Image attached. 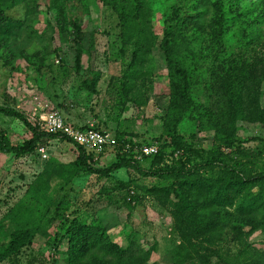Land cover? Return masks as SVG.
<instances>
[{
  "label": "rangeland",
  "instance_id": "rangeland-1",
  "mask_svg": "<svg viewBox=\"0 0 264 264\" xmlns=\"http://www.w3.org/2000/svg\"><path fill=\"white\" fill-rule=\"evenodd\" d=\"M0 9V105L32 128L55 113L130 142L144 169L219 176L221 166L211 174L203 164L222 154L243 176L264 173V0H0ZM0 127L11 145L31 138L16 118L0 114ZM151 144L161 158L136 154ZM40 145L45 159L0 151V264H178L177 246L192 254L181 264H264L257 220L198 238L179 229L199 195L180 178L132 165L107 172L111 149L93 163L97 173H84L72 166L73 144ZM73 221L90 225L79 254L64 237L50 256L46 235H65ZM35 224L32 246L7 247Z\"/></svg>",
  "mask_w": 264,
  "mask_h": 264
},
{
  "label": "trees",
  "instance_id": "trees-1",
  "mask_svg": "<svg viewBox=\"0 0 264 264\" xmlns=\"http://www.w3.org/2000/svg\"><path fill=\"white\" fill-rule=\"evenodd\" d=\"M5 20H8V18L0 9V24H3ZM79 59L80 58L78 57V61ZM176 69L182 74V79L184 81L183 87L186 89L188 86L187 72L183 68L180 69L177 67ZM0 114L18 119L31 132L30 139L24 141L22 144L11 145L7 139L5 130L0 127V151L17 155H29L41 146L40 141L42 138L57 139L59 141L71 143L76 148L77 156L72 162L74 169L84 173L98 172V170L92 168L93 163L95 164L98 162H93L92 155L87 154L83 147L64 136L46 134L37 131L27 123L19 112L6 106L0 105ZM114 138L116 143L111 150H115L117 161L107 169V172L132 165L145 177L158 179L176 177L181 180L178 185L179 188L187 185L189 188H196V192L199 194L196 197V203L189 211L184 212V217H181L178 220V227L180 230L185 229L187 231L190 229L196 231V238H198L206 234L217 232L221 230L229 220H234L242 216L252 222L257 220L259 223L256 222L254 226L257 224H264V173H260L254 177L243 176L235 171V169L227 166L225 157L222 154L219 159H208L203 164L206 171H210L211 174L214 172L215 168L221 166L223 172L219 176L207 175V173H203L198 167H196V171L193 168L184 170L172 167L144 169L136 163V161H138L136 157L132 159L128 156L127 152L131 150V147L129 146L130 142L120 140L116 136H114ZM106 151L107 149L105 152ZM118 153L121 155L118 156ZM136 154L140 155V148ZM142 157L161 158L162 152L161 150H157V153L154 155ZM254 188H257L258 192L253 193L252 190ZM174 193L178 198L177 201L181 200L182 194L177 191ZM178 203L175 205V208L180 211ZM220 208L231 211H225V214H223L219 212ZM37 226L38 224L31 225L27 232L17 233L11 239L7 247L14 249L19 245L32 246L33 234L36 231ZM89 226L90 225H86L83 221H73V223L63 231L65 235L61 234V229H57L52 235H46L49 239L45 241V246L46 249L52 252L50 256L59 253V247L64 237H67V243L72 247V251L75 253L74 255L77 256L79 254V245L82 244V242H85L87 235L90 232ZM174 251L182 256L181 259L177 260L178 264H181L182 261L190 260L192 257V254H190L183 246H177ZM39 255L40 259L44 260V255L40 253ZM197 258L200 260L204 259L203 256L198 255V252H196V259ZM236 263L235 260L229 261V264Z\"/></svg>",
  "mask_w": 264,
  "mask_h": 264
},
{
  "label": "built area",
  "instance_id": "built-area-1",
  "mask_svg": "<svg viewBox=\"0 0 264 264\" xmlns=\"http://www.w3.org/2000/svg\"><path fill=\"white\" fill-rule=\"evenodd\" d=\"M38 130L46 134L66 137L83 147L87 154H91L93 162L100 161L101 155L104 154L105 150L112 149L116 143L114 136L108 131L92 126L84 128L74 127L55 113L42 118L38 122ZM157 150V146L154 144L143 146L140 148V157L154 155ZM36 151L42 159L47 158V153L43 146H39Z\"/></svg>",
  "mask_w": 264,
  "mask_h": 264
}]
</instances>
